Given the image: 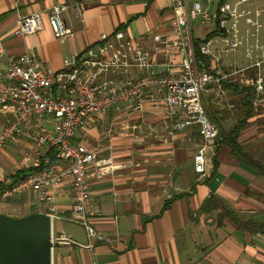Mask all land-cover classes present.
Here are the masks:
<instances>
[{"label": "crops", "instance_id": "crops-1", "mask_svg": "<svg viewBox=\"0 0 264 264\" xmlns=\"http://www.w3.org/2000/svg\"><path fill=\"white\" fill-rule=\"evenodd\" d=\"M77 1L78 13L69 7L61 14L72 35L59 41L49 26L48 10L70 0H0L4 45L0 70L5 69L7 55L22 53L61 70L64 59L84 50L96 51L101 35L110 38L118 29L147 49L152 48L148 38L152 34H171L170 0ZM192 1L200 2L188 0ZM217 3L209 4L211 12ZM263 3L249 0L245 5ZM201 4L207 6L204 0ZM33 11L41 12L43 27L32 34H16L17 18ZM190 30L197 50L204 32L196 20H191ZM207 33L214 34V28L210 26ZM233 86L225 83L222 90L215 87L203 94L206 112L219 128L215 144L205 153L204 174L193 165L201 142L197 126L173 130L176 118L155 101L148 100L141 111L128 105L111 107L89 120L78 140L96 150V161L109 159L116 165L106 172L98 169L100 163L87 166V216L100 239H88L84 227L70 219L68 180L53 188V202H40L36 192L28 190L0 203V212L50 214L51 237L62 231L71 239L52 249V264H264V173L254 164L264 165V106L252 108L246 117L240 101L245 93ZM238 124L243 127L236 141L244 146V155L217 142ZM34 125L49 128L51 123ZM28 143L18 137L0 147V179L10 173L8 178L13 180L14 173L24 169L18 160ZM67 223L80 225L85 236Z\"/></svg>", "mask_w": 264, "mask_h": 264}, {"label": "built area", "instance_id": "built-area-1", "mask_svg": "<svg viewBox=\"0 0 264 264\" xmlns=\"http://www.w3.org/2000/svg\"><path fill=\"white\" fill-rule=\"evenodd\" d=\"M214 1L218 3L211 12L209 4ZM248 1L204 0V6L199 1L170 0L171 34L149 36L152 48L126 38L118 29L110 38L102 34L96 51L88 49L64 59L61 70H53L31 53L7 55L5 69L0 70V147L18 137L29 143L18 160L19 168L27 172L14 181L8 178L10 173L0 179V203L28 190L35 191L40 202H53V188L68 180L70 219L84 227L88 239H100L87 216V166L100 163L98 169L106 172L116 165L109 159L96 161V150L78 137L92 117L109 108L128 105L141 111L148 100L176 118L173 130L197 126L201 142L193 154V165L197 173L204 174L205 153L215 144L219 128L206 112L203 94L230 83L252 89L253 109L264 106V5L246 6ZM69 7L79 12L77 0L48 10L49 26L59 41L73 32L61 16ZM191 20H196L205 35L197 50ZM210 26L215 33L209 35ZM42 27L41 12L33 11L17 18L14 32L28 35ZM3 53L0 39V56ZM41 122L51 125H34ZM51 240L71 242L62 231Z\"/></svg>", "mask_w": 264, "mask_h": 264}, {"label": "water", "instance_id": "water-1", "mask_svg": "<svg viewBox=\"0 0 264 264\" xmlns=\"http://www.w3.org/2000/svg\"><path fill=\"white\" fill-rule=\"evenodd\" d=\"M51 215L11 216L0 212V264H52Z\"/></svg>", "mask_w": 264, "mask_h": 264}, {"label": "trees", "instance_id": "trees-1", "mask_svg": "<svg viewBox=\"0 0 264 264\" xmlns=\"http://www.w3.org/2000/svg\"><path fill=\"white\" fill-rule=\"evenodd\" d=\"M197 44V42H196ZM234 90L238 92V87L237 86H233ZM240 92H244L245 94L243 95V99H241L240 101L243 102V107L244 109L247 111V115L246 117L250 116L252 113V106H251V98H252V89L251 88H244V89H240ZM243 127L242 124H238V126H236L234 128L233 131H231L226 138H224L223 140H218L217 142H225L228 147H230L231 151L235 154H240V155H244L243 154V149L244 146L239 144L236 140L238 135L240 134V129ZM256 166H259L261 173H264V165H261L260 163H254ZM27 172V169H22V170H18L16 171L14 174V176L16 177L14 180H17L19 178H22Z\"/></svg>", "mask_w": 264, "mask_h": 264}, {"label": "rangeland", "instance_id": "rangeland-1", "mask_svg": "<svg viewBox=\"0 0 264 264\" xmlns=\"http://www.w3.org/2000/svg\"><path fill=\"white\" fill-rule=\"evenodd\" d=\"M202 0H200V2H201ZM261 5H264V3L263 4H260V5H258V6H261ZM251 7V6H250ZM192 24H194V22H192ZM193 33H194V35H196L198 32L197 31H193ZM238 90H239V88H238ZM206 94V93H205ZM208 114V113H207ZM209 116V115H208ZM55 222H56V220H55ZM67 224H69V226H74L76 229H77V231H78V233L79 234H81V235H84L85 236V234H84V231H83V229H82V227L80 226V225H77V224H74V223H67ZM55 226H56V223H55Z\"/></svg>", "mask_w": 264, "mask_h": 264}]
</instances>
